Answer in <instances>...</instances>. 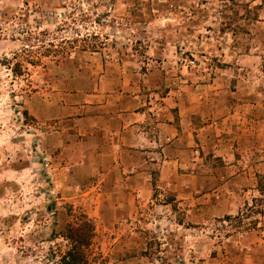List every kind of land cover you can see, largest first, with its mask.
<instances>
[{
	"label": "rangeland",
	"instance_id": "obj_1",
	"mask_svg": "<svg viewBox=\"0 0 264 264\" xmlns=\"http://www.w3.org/2000/svg\"><path fill=\"white\" fill-rule=\"evenodd\" d=\"M102 76L153 104V90L202 93L199 171L80 169L72 118ZM260 177L264 0H0V264H60L81 213L88 264H264Z\"/></svg>",
	"mask_w": 264,
	"mask_h": 264
},
{
	"label": "crops",
	"instance_id": "obj_2",
	"mask_svg": "<svg viewBox=\"0 0 264 264\" xmlns=\"http://www.w3.org/2000/svg\"><path fill=\"white\" fill-rule=\"evenodd\" d=\"M188 92L194 98L186 103L184 91L153 90L149 95L161 100L153 104L142 99L144 94L131 83L122 81L119 88H112L102 76L99 85L95 83L94 88L86 89L89 103L82 105L80 115L72 118L83 125L81 138L80 135L74 138L82 141L86 149L80 169L91 167L95 171H107L106 174L119 171L126 173L125 178L130 181L142 175L138 171H151V168L199 171L197 160L202 158L199 152L203 149V133L212 123H203V94L197 89ZM78 107L74 109L75 114L80 112ZM87 107H92V114ZM185 135L191 145L184 143ZM227 145V140L220 141L219 149L225 150L216 156L224 161V171H235L231 164L233 153ZM187 146L194 152L190 159L186 157ZM66 147L69 149L70 143ZM142 186L136 182L133 190H144Z\"/></svg>",
	"mask_w": 264,
	"mask_h": 264
},
{
	"label": "trees",
	"instance_id": "obj_3",
	"mask_svg": "<svg viewBox=\"0 0 264 264\" xmlns=\"http://www.w3.org/2000/svg\"><path fill=\"white\" fill-rule=\"evenodd\" d=\"M13 64L11 70L15 74L22 72L21 60ZM259 190L264 196V183L263 179H259ZM79 223L74 222L68 224L63 234L61 235L67 241V247L60 255V264H88L89 260V247L94 235V226L91 219L84 213L79 215Z\"/></svg>",
	"mask_w": 264,
	"mask_h": 264
}]
</instances>
